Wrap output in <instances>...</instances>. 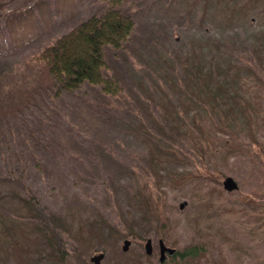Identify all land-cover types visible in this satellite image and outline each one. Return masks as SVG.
<instances>
[{
  "label": "rangeland",
  "instance_id": "1",
  "mask_svg": "<svg viewBox=\"0 0 264 264\" xmlns=\"http://www.w3.org/2000/svg\"><path fill=\"white\" fill-rule=\"evenodd\" d=\"M194 1L124 4L136 28L121 49L105 50L104 73L122 87L113 97L87 84L57 95L37 59L103 14L104 0H0V264H91L101 253L102 264H264V0L241 14L247 0H208V11ZM200 85L220 92L221 111L212 120L204 112L217 127L211 140L196 127L191 89ZM237 95L258 112L255 126ZM243 129L257 133L246 140ZM160 139L182 153H164ZM228 177L238 190L224 189ZM143 186L161 220L141 201ZM161 240L175 254L204 251L160 263ZM48 242H61L65 258Z\"/></svg>",
  "mask_w": 264,
  "mask_h": 264
},
{
  "label": "trees",
  "instance_id": "2",
  "mask_svg": "<svg viewBox=\"0 0 264 264\" xmlns=\"http://www.w3.org/2000/svg\"><path fill=\"white\" fill-rule=\"evenodd\" d=\"M127 1L128 0H104L107 4V8L103 14L93 15L89 19L83 21L71 29L68 33L58 38L53 45L44 49L41 55L37 58L38 61L43 62L47 68L48 74L53 81L54 87L56 88L55 92L57 95H60L61 92H75L80 90L85 84L101 87V90L107 96L115 97L121 94L122 87L120 83L115 78L108 77L106 76V73H104L108 67L105 50L107 48L121 49L130 39L136 28L135 19L122 11V7ZM251 1L256 2V0H247V4L243 8L238 9V14H241L242 12L247 13V6H249ZM201 2L206 3L204 9L205 11H208V0L194 1L192 8H195L197 5L201 4ZM220 14L221 13L218 11L215 13V15ZM220 19L224 20L225 18L221 16ZM231 19H233V17ZM191 91H194V93L197 94L198 101L195 103L198 104L197 108L200 107V112L202 114L201 119L203 120V122L198 121V123H196V127L200 129L206 137V140H211L213 135L211 129H213L212 127H217L213 122L211 125L207 123L208 119H205L206 114H204V112L209 110L207 117L212 120L214 115L218 114L217 110H219V112L221 111L219 108L220 105H218V94L220 92L215 93V91L211 88L203 89L201 85L199 88H195L194 90L191 89ZM188 98L194 101L193 96ZM235 101L241 111L247 110L246 120L249 122L247 123L248 126H255L256 123L254 120L257 118L256 113L258 112L255 111L254 116L251 110H249L250 102L242 98L240 95H237ZM243 102H245V104ZM199 103L204 104L206 107L199 106ZM250 121L252 122V125L250 124ZM236 126L238 127V124ZM237 127H235V129H237ZM253 131L254 130L247 131L246 129H243L239 132L241 135H245L244 137L248 140L251 137H255L257 132ZM229 136L232 137V139L231 141H226L228 147L235 140V134L230 132ZM176 139L179 140L180 138L176 137ZM258 139L255 140L258 141ZM172 142H174L173 139ZM154 143L155 145L157 144L156 146L158 148L167 154L177 155V153H182L183 150L182 147H177V145H174L173 147V144L171 145L170 142L167 143V141L162 139ZM203 143L200 145L209 146ZM260 145L262 148L263 145L261 143ZM203 148L204 147H202V149ZM208 150L213 152L211 146ZM212 152L209 154V157H213ZM205 153L208 152L203 149V156L206 158ZM8 165L10 166V164ZM38 165L39 164H37V167ZM199 170L201 172H206V170L200 166ZM199 170L197 168L196 175L201 174L199 173ZM3 179L4 178H2V180ZM8 180H10V182L11 180L18 182V180L14 177H10ZM173 182L177 183V181ZM9 184H12V182ZM166 186H169V184ZM154 197L155 196L150 194L145 186L142 187L141 201L148 206V212L150 214L158 216L157 218L161 220L164 215L161 213L159 204L154 200ZM21 199L23 201V205L27 209L29 208L31 213H36L35 208L37 207V201L33 196L25 195L21 196ZM48 243L52 248L60 252L61 257L65 258L67 251L61 242L56 244L50 242ZM203 251L204 249L199 246L189 247L183 252H178V254L176 253L175 256H178L181 260L186 261L190 259H197L200 255H202Z\"/></svg>",
  "mask_w": 264,
  "mask_h": 264
},
{
  "label": "water",
  "instance_id": "3",
  "mask_svg": "<svg viewBox=\"0 0 264 264\" xmlns=\"http://www.w3.org/2000/svg\"><path fill=\"white\" fill-rule=\"evenodd\" d=\"M223 186H224V189L227 191V192H233V191H236L238 190L239 188V185L237 184V182L231 178V177H228L226 178V180L224 181L223 183ZM124 245H123V251L124 252H128L129 251V248L131 246V241L129 240H125L124 242ZM159 245H160V263H164L165 260H166V254L170 255V256H173L175 254V250L167 247L165 245V243L161 240L159 242ZM153 242L151 239L147 240L146 244H145V252L148 256H151L153 254ZM104 259V254H99V255H96V256H93L91 258V262L93 264H102L101 261Z\"/></svg>",
  "mask_w": 264,
  "mask_h": 264
},
{
  "label": "flooded vegetation",
  "instance_id": "4",
  "mask_svg": "<svg viewBox=\"0 0 264 264\" xmlns=\"http://www.w3.org/2000/svg\"><path fill=\"white\" fill-rule=\"evenodd\" d=\"M149 240V239H148ZM147 242V241H146ZM131 245H132V243H131ZM131 247V246H130ZM153 253H154V250H153ZM145 254H146V252H145ZM147 255V254H146ZM153 255V254H152ZM151 255V256H152ZM176 255V254H175ZM148 256V255H147ZM168 256V254H166V257ZM160 259V258H159Z\"/></svg>",
  "mask_w": 264,
  "mask_h": 264
}]
</instances>
